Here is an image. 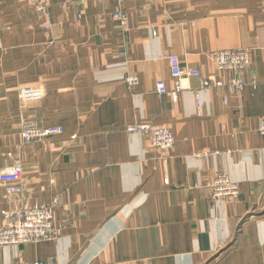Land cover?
<instances>
[{"label": "crops", "instance_id": "1", "mask_svg": "<svg viewBox=\"0 0 264 264\" xmlns=\"http://www.w3.org/2000/svg\"><path fill=\"white\" fill-rule=\"evenodd\" d=\"M37 5L0 0V175L24 169L22 195L0 182V229L10 211L54 204L57 236L4 247L0 264H264V0H53L49 31ZM222 50L251 53L239 93L215 67ZM167 54L225 86L186 79L173 101ZM23 86L46 96L23 101ZM138 122L170 128L174 148L126 131ZM53 127L64 133L22 138ZM222 172L236 198H212Z\"/></svg>", "mask_w": 264, "mask_h": 264}, {"label": "built area", "instance_id": "2", "mask_svg": "<svg viewBox=\"0 0 264 264\" xmlns=\"http://www.w3.org/2000/svg\"><path fill=\"white\" fill-rule=\"evenodd\" d=\"M120 4L129 0H117ZM53 0H38L37 12L43 19L41 28L49 31L51 25L47 21L49 8ZM113 18L120 23L122 29H127V14L119 9L114 13ZM155 34V33H154ZM1 48V45H0ZM170 65L171 77L175 83V90L170 93L172 100H178V94L183 90V81L190 78L198 79L204 88L223 87L222 82H211L204 77L199 69L184 67L181 59L175 54L164 55ZM251 53L248 50H222L213 55V61L218 72H233L236 76L230 79L226 86L237 93L241 92L249 82L240 76L252 64ZM125 82L130 88L135 87L139 78L136 74L125 77ZM264 82V81H263ZM253 86L259 82L253 81ZM157 92L161 95L168 94L163 82L157 84ZM46 93L41 87L23 86L19 89V97L23 101H41ZM126 131L130 134H141L149 138L153 148L161 151H170L175 146V134L168 127H158L150 122H138L129 125ZM258 132L264 136V117H261L258 125ZM64 133L62 127L47 129H26L22 133L25 143L42 142L52 135ZM24 169L20 160L7 167L0 175V182L9 195L20 196L23 193L22 177ZM210 189L213 199L236 198L240 189L237 183L233 182L226 173H218L210 182ZM55 205L36 204L23 207L7 213L3 227L0 229V249L8 246H18L29 243H36L56 239L57 233L54 228ZM28 264V263H26ZM34 264H52L51 262H35Z\"/></svg>", "mask_w": 264, "mask_h": 264}, {"label": "rangeland", "instance_id": "3", "mask_svg": "<svg viewBox=\"0 0 264 264\" xmlns=\"http://www.w3.org/2000/svg\"><path fill=\"white\" fill-rule=\"evenodd\" d=\"M214 179V178H213Z\"/></svg>", "mask_w": 264, "mask_h": 264}]
</instances>
